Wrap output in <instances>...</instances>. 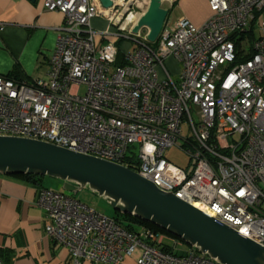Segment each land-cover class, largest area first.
<instances>
[{"label":"built area","instance_id":"built-area-1","mask_svg":"<svg viewBox=\"0 0 264 264\" xmlns=\"http://www.w3.org/2000/svg\"><path fill=\"white\" fill-rule=\"evenodd\" d=\"M144 1L104 8L100 0H44L45 11L65 16L63 34L46 79L0 75V136L127 168L134 160L136 173L161 191L264 247V0H208L212 14L202 26L167 19L156 49L146 30L143 38L131 36ZM166 2L172 7L174 0H163L164 8ZM95 19L106 22L105 31L93 28ZM254 27L259 37L250 40ZM117 33L136 44L123 51L119 67L118 47L96 40ZM239 54L250 58L239 62ZM170 60L179 67L175 76ZM176 146L190 156L191 171L165 158ZM36 205L45 211L46 234L69 250L72 264H122L136 255L137 264H222L169 234L130 232L47 188Z\"/></svg>","mask_w":264,"mask_h":264},{"label":"water","instance_id":"water-1","mask_svg":"<svg viewBox=\"0 0 264 264\" xmlns=\"http://www.w3.org/2000/svg\"><path fill=\"white\" fill-rule=\"evenodd\" d=\"M113 1L100 0L104 8ZM144 6L146 12L132 34L146 30L147 42L156 43L169 10L163 0H145ZM0 175L60 179L70 193L89 188L117 212L150 223L222 264H264L263 246L125 166L33 139L0 136Z\"/></svg>","mask_w":264,"mask_h":264},{"label":"crops","instance_id":"crops-1","mask_svg":"<svg viewBox=\"0 0 264 264\" xmlns=\"http://www.w3.org/2000/svg\"><path fill=\"white\" fill-rule=\"evenodd\" d=\"M186 1L177 0L172 8H182L186 12L182 11V17L192 19L190 9L184 7ZM193 1L197 6L198 2L204 4L203 19L196 15L194 21L201 25L212 11L208 0ZM43 2L0 0V75L26 82L46 79L57 37L63 34L65 16L45 11ZM92 26L100 32L107 28L101 19L93 20ZM101 39L96 37L97 42ZM42 188L43 184L35 186L16 176L0 175V257L4 264H72L69 250L56 245L45 232L48 220L45 211L36 205ZM136 258H126L122 264H137ZM81 264L107 263L83 260Z\"/></svg>","mask_w":264,"mask_h":264},{"label":"rangeland","instance_id":"rangeland-1","mask_svg":"<svg viewBox=\"0 0 264 264\" xmlns=\"http://www.w3.org/2000/svg\"><path fill=\"white\" fill-rule=\"evenodd\" d=\"M192 0H187L184 3V7L186 9H190V13L193 15V20L187 18L188 20H190L195 26L200 27L202 26L207 20L208 18L211 16V14L209 13V15L206 17V21L201 24L198 25L197 23H195V16L197 15L198 18L203 19L204 17V4L202 2H198V6L196 3V1L191 2ZM190 3V4H189ZM193 3V4H192ZM201 5V6H199ZM164 6L166 7V9L169 10V16H168V22L169 23H174L176 20H178L180 17L184 16L183 12L184 11L182 8L179 9L177 6L175 7H171V5L166 2L164 4ZM203 7V8H202ZM185 12V11H184ZM186 13V12H185ZM117 36H113V35H108L107 37H104L106 40L104 41H99V44H107L109 42L114 43L121 51L127 50L128 48L131 49V51H134V48L136 46V44H134V42L130 41L129 39L125 38L124 36H127L128 33H117ZM132 37L135 38H143L142 35H133L131 34ZM259 37V31L257 28H253V35H249L250 40L253 38H257ZM147 42V41H146ZM151 47L156 49L157 48V44L156 43H150ZM173 62V61H172ZM168 63L170 64V69L172 70V74L175 76V73L178 72L179 67H177L176 65L171 63V60L168 61ZM193 117H196L195 115ZM190 132L188 130L187 124L183 125V136H187L189 135ZM233 139H239L240 136L239 135H234L232 137ZM232 138H229V141L231 142ZM179 144H182V140L179 141ZM165 158L171 162L172 164L182 168V169H187L188 171H191L193 166L190 165V156H188L182 149H180L178 146L176 147H172L169 148L165 151ZM42 184L44 186V188H47L55 193H59V194H64L65 196L75 199L77 201H80L82 204H84L85 206L90 207L91 209H94L97 213L103 215V216H107L109 218H119V220L125 224V221L123 220L124 217L119 212H117L112 205L102 196H100L97 193H94L91 189L89 188H84V189H79L77 192L75 193H70V192H65L63 190L64 187V182L60 179H55V178H51V177H43L42 179ZM180 250L183 249V247H179Z\"/></svg>","mask_w":264,"mask_h":264},{"label":"trees","instance_id":"trees-1","mask_svg":"<svg viewBox=\"0 0 264 264\" xmlns=\"http://www.w3.org/2000/svg\"><path fill=\"white\" fill-rule=\"evenodd\" d=\"M177 0H174L173 2V6L176 4ZM253 34V32H252ZM250 34V35H252ZM252 40V39H251ZM149 46H151L150 43H148ZM119 49V48H118ZM250 58V55H247V56H244L242 54H239L238 55V61L240 62H243L244 60ZM124 65V55H123V51H121L119 49L118 51V56H117V60H116V63H115V66L116 67H119V66H123ZM11 79H15V77L13 76H7ZM128 168L133 170V171H137V162L136 161H132L130 160V162L127 164ZM17 178H21V179H24L26 180L27 182L35 185V186H40L42 185V179L43 177L41 176H37V175H20V176H16ZM124 217V221H125V224L122 223L119 218H115L117 221H119L128 231L130 232H134L136 231V228L135 227H146L156 233H163V234H167L166 232L162 231L161 229H159L158 227L150 224V223H145L143 222L142 220L134 217V216H130V215H122ZM2 263L4 264L2 258L0 257Z\"/></svg>","mask_w":264,"mask_h":264}]
</instances>
